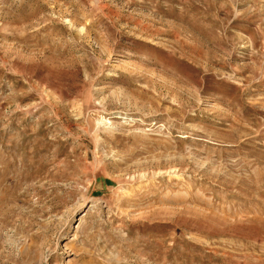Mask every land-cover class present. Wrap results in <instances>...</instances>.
I'll use <instances>...</instances> for the list:
<instances>
[{
    "label": "rangeland",
    "instance_id": "374dc122",
    "mask_svg": "<svg viewBox=\"0 0 264 264\" xmlns=\"http://www.w3.org/2000/svg\"><path fill=\"white\" fill-rule=\"evenodd\" d=\"M0 264H264V0H0Z\"/></svg>",
    "mask_w": 264,
    "mask_h": 264
}]
</instances>
